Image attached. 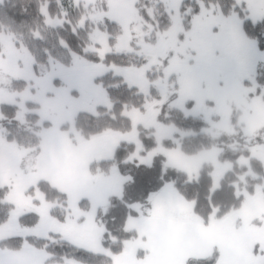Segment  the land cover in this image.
Wrapping results in <instances>:
<instances>
[{
  "label": "rangeland",
  "instance_id": "374dc122",
  "mask_svg": "<svg viewBox=\"0 0 264 264\" xmlns=\"http://www.w3.org/2000/svg\"><path fill=\"white\" fill-rule=\"evenodd\" d=\"M184 1L186 0H180L179 16L175 25H173L172 17L177 16V11L173 7L176 0H79V2L78 0H73L82 10V12L79 11V19L76 21L74 27L76 29L81 28L78 25L83 19V27L84 24H88L90 36L98 33L95 47L100 49L106 43L109 48L113 49L106 54L116 55L124 53L128 55L124 59V62L128 65H122L119 62L120 60L105 58L103 60L105 67L110 68L114 65L116 68L124 70V74L118 75L116 72L109 70L101 75L92 76V72L94 71L92 65L99 64L101 61L94 53H88L86 56L88 59L84 58L87 63H82L75 71L64 74L67 83L59 76H56L52 80L51 87L43 91L41 99L53 101V103L48 105V110L52 117L59 123V133L49 134L43 140V143L41 136H39V153L35 151V143L27 148H20L16 145L17 147L14 150L0 151V182L6 181L3 188L5 192L8 191V185H12L19 191L22 203L26 198L36 197L37 193H39L47 203L53 205V207L47 210V214L63 224L65 218L72 215V209L69 207V193H71L72 198L79 197L76 201V207L78 209L82 212H89L92 208V201L89 199V195L93 197L96 187L100 186L99 184L95 185V182H92L91 186L88 184L85 187L81 185L80 166L84 165L82 168L83 171L85 172L86 169L92 180L98 179V181L102 182L103 190L106 187L108 203L111 197H117L110 195V193L122 191L123 184L128 180L125 179V182L121 184L120 178L127 177H122L118 171L113 173L112 167L105 168L102 171L97 170L92 173L89 170V166L93 162L110 159L113 156L114 144L119 139V135L131 133L133 129L124 132H118V130L106 131L103 134L95 136L97 139L93 143H84L90 141L92 137L79 140L77 136H75V140L77 139L76 143H73L70 138L71 132L68 129H61L63 125H68L70 127L69 129L72 130L74 118L78 113L93 115L91 111L84 110L86 107L91 108L94 106L96 109L106 106L107 99L105 93L95 83V80L107 73L121 76L124 79L127 77V82H131L145 96L143 112L132 111L129 114L132 123L135 120L136 125L153 129V133L156 136V125H163L165 128L171 125L157 121L156 118L160 115L161 110L165 112L174 108L185 115V111L190 112L199 103L201 108L200 115L196 117L189 115V117H200L204 122L205 114H208L209 118L214 122H219L223 119L236 133L231 136L224 134L227 136L225 139L230 144L243 136L246 137L245 142H250L249 136L245 133V128L257 129L254 137L261 135L256 139V142L254 140L255 144L251 148L258 150V156L253 158L264 166V152L259 151L261 147H264V98H262L261 91V88L264 87V60H255L246 49H241L242 58L235 61L226 60V50L235 44V41L232 39V26L228 24L222 26L225 36L224 39L216 38V34L221 32V27L211 26L209 28L205 22H201V25L193 31V16L195 14L193 11L189 13V9L191 8L184 5ZM255 2L258 6L257 10L264 12V4H261L260 0H255ZM60 8L62 10L53 14L47 12L48 18L53 21H63V24L66 25H73L74 23L70 21L67 14L65 15V8L64 10L62 7ZM230 12L224 13V15L228 16ZM104 13H110L115 19H110L108 15H102ZM41 15L45 23V16L42 13ZM122 25L127 26V35H125ZM45 26L56 27L46 23ZM71 29L73 30L72 26ZM260 36L262 42H264V31L261 32ZM118 37H123V40L119 41L121 45L120 51L115 50ZM20 49L21 47L15 46L9 35L0 33V61H6L9 68H24L26 58L19 54ZM52 57L56 63L50 64L49 58H47L37 63L36 66L31 64V72L37 77H43L47 73L61 72L63 67L71 66L73 60L71 55L68 57L61 56V58L56 55ZM91 57L92 59L98 58V61L95 59L92 60ZM253 62L255 63V67L251 75L254 80H259V82L255 80V83L261 87L254 88L252 80L242 78L249 73ZM89 77H92L91 84L86 87L84 97L81 99L79 85L87 84ZM8 79L11 81L10 84L0 83V88L7 89L8 92H23L25 88L29 87V84L35 83L34 81L23 78L13 79L8 77ZM13 82H16L17 86ZM68 84L75 85L71 88L68 97L60 96L57 98V92L53 89L64 88ZM141 89L145 91H141ZM243 89H249V91L245 93ZM30 92L31 95L35 96L37 95L38 88L32 87ZM70 98H75L78 102H74ZM20 99L17 96L15 104L0 103V105L14 107L18 112L20 111L18 108ZM182 99L183 110L176 106L177 102ZM161 100H164L163 104L156 103L153 105V101L159 102ZM146 105H153L151 111ZM24 106L27 109L24 112V118L27 115H36L40 122L41 118L38 110L41 108V104L35 103L32 100H26ZM30 106L33 107L30 108ZM218 108L219 112L214 111ZM233 112L234 117L232 118L231 115ZM232 120H234L233 124L231 122ZM42 123H46L47 126L42 127L40 132L42 129H49L53 126L52 120H44ZM60 133H65L66 137L60 135ZM161 134L165 135L163 130H161ZM172 137L170 139L174 141ZM165 138L167 139L166 135ZM136 139L138 140L137 132ZM6 140L10 144L13 142L7 138ZM124 142L130 143L126 140H119V144ZM132 143L136 149V143ZM99 145H101L100 148L104 152L100 155H91V153H96V149H90L89 147ZM147 153L143 156H146ZM156 158H160L164 165L166 158L163 155H157ZM220 164L223 165L222 163ZM202 165L213 166L214 172L218 171L210 160ZM228 171H224L222 175H225ZM36 173L46 176L47 179L41 178L33 182V177ZM42 182H47L52 189L64 195L66 200L65 206L61 203L59 205L56 198L50 201L46 200L44 193L37 187ZM61 189L64 190L61 191ZM82 193H87L88 195H81ZM154 194L161 196L162 201L161 214L157 220L164 221V223H168L178 229V231L183 232L185 236L182 239H185L192 230H200L198 223L203 222L201 214H194L199 217V222H197L191 219L189 213L181 210L179 207L181 198L188 201L183 193L176 192L170 187L166 191L161 190ZM83 202L84 204L81 205ZM31 203L37 207L40 206L38 199H32ZM133 205H138V208H130L135 213L132 217L136 218L137 223L127 231L133 229L136 230V234L132 240L125 243V247L127 246V255L129 253L137 254L141 251L144 259L147 256V251L143 250L145 249V244H141L143 238L139 235L138 230L141 224L140 218L148 215L151 204L147 200L145 203ZM9 206L11 209L16 205ZM58 207L63 208L64 211L53 210ZM103 210V207L97 208V225L103 224L105 226L106 224L105 220L101 219L98 221L99 219L97 217L98 212H103ZM29 214L35 215L37 217L36 220L32 224H22L18 219L17 223L20 228L31 229L40 220V217L36 213L30 211H25L19 218ZM72 218L75 221V224L72 226L73 236L89 242L94 240L95 233L87 225L86 217L80 216L76 218L75 215H72ZM7 220L0 226H3ZM220 221L227 224V229L229 230H239L238 232L241 236L239 239L240 243L237 244V249L233 250L234 255L237 256L239 261L237 264H264V195L262 193H256L241 208L231 212L227 218ZM221 222L220 224L212 223L203 225V229L207 231L209 228H213L216 231L220 230V232H224L225 230L223 228L225 226ZM9 231L16 232L17 224L10 225ZM48 235H57L61 239L57 232L49 231ZM195 236H197L196 232ZM28 238L38 239L43 237L29 235ZM155 238L157 237L155 236ZM8 239L25 240L22 236L18 235H11L8 238L0 239V262L2 264H41V258L32 252H24L19 256L4 257L2 255L4 250L15 252L20 250L25 243V241H22L20 248L11 249L2 244L3 241ZM169 239L166 232L158 236L160 245H165L167 248L170 244ZM63 241L69 246H73L66 240ZM219 242L224 244V238H220ZM27 243L31 248L41 251L34 244ZM220 243L219 246L222 248L223 246ZM192 244L195 246L193 242ZM172 247L175 252L179 247V242L173 241ZM227 251L228 254L232 252L231 250ZM200 253L202 254L203 252ZM149 254L151 255V253ZM157 254V259L155 256L154 258L152 257L153 260L149 257L150 264H161L160 261H163L162 259L165 258L164 251H158ZM185 256L197 257V254L196 252H188L183 258ZM58 260L61 261L60 258ZM65 260L72 259L65 258ZM65 260L62 263L47 264H64ZM167 260L170 262V258ZM177 262H180V256H177ZM77 264L82 263L77 262ZM125 264L133 263L126 260Z\"/></svg>",
  "mask_w": 264,
  "mask_h": 264
},
{
  "label": "trees",
  "instance_id": "16d2710c",
  "mask_svg": "<svg viewBox=\"0 0 264 264\" xmlns=\"http://www.w3.org/2000/svg\"><path fill=\"white\" fill-rule=\"evenodd\" d=\"M203 2L212 5L218 4L223 13H228L232 11L235 0H203ZM183 4L189 6L195 15L199 12L198 0H186ZM60 7L63 10L65 8L68 18L74 23L73 25L69 24L74 28L76 21L79 19V11L82 12V10L73 0H1L0 33L9 35L15 46L26 48L28 53L35 58L36 63H33L34 66L49 58V53L51 56L56 55L60 58L61 56L68 57L69 51L60 46L61 40L67 42L73 52L88 59L86 57L88 53L86 54L83 51L91 43L88 24H84V27L76 29L75 32H73L70 25L63 23L54 28L45 26L41 8H46L48 13L53 14L62 10ZM237 11L240 10L237 9ZM245 14V12L240 11L242 17ZM243 30L249 38L258 40L260 48L264 50V42H262L260 36L261 32L264 31V23H258L253 26L251 22H247ZM36 32H39L43 39L35 38L33 34ZM126 57L128 55L124 53L116 55L105 54V58L120 60L119 62L122 65L127 66L128 64L124 62ZM95 60L98 61V58ZM255 80L259 82L258 79ZM13 83L17 86L16 82ZM95 83L106 94L107 104L95 109L98 115L78 113L74 118L72 130L69 129L68 125L61 127V129H68L71 132L70 138L73 143H76L77 140H75V136L79 140H85L109 130H118V132L132 130L133 123L129 114L134 109L138 112H143L145 96L137 87L133 85L130 87L123 77L107 73L96 79ZM108 104L111 105V108L107 106ZM125 112L129 114L124 115L123 113ZM16 114L17 110L14 107L0 105V116L5 117L0 119V128L4 129L6 138L15 142L18 147L27 148L35 143V151L39 153L40 141L37 133L40 132L42 127L47 126L46 123L40 124L36 115H27L24 118L25 123L21 124L15 118ZM231 116L232 118L234 117V112ZM156 119L160 123L174 125L177 129L184 132L195 133L194 135L183 137H181L179 132L173 133L172 138L174 141H179V150L184 155H195L203 149L210 148L215 143L217 148L222 150L218 157L220 163L228 162L232 167L225 175H222L219 180V187L212 190L213 180L210 173L214 172V168L210 165H202L199 170L198 181L189 182L186 173L172 168L164 169L160 158L154 157L150 168L144 165L137 167L138 162L136 161L124 163L129 154L136 150L133 143H120L110 159L91 163L89 170L92 173L97 170L102 171L108 167H116L119 175L132 178L122 186L123 200L111 197L107 214L103 210V212H98L97 215L98 221L103 219L106 222L107 232L103 237V247L110 249L114 255L124 252L125 243L132 240L136 234V230L125 231L124 229L129 214L131 216L135 215L126 205L145 203L150 193L160 192L165 185H171L173 190L183 193L188 201H195L193 214H201L203 218L202 225L220 223V220H224L231 212L241 208L256 193L260 192L264 195V166L254 158L250 159L247 165L237 163L241 156L248 158L251 155L248 149L255 144L254 140L256 142V139L261 135L260 133V135L249 139L250 142L248 143L245 142L246 137L243 136L230 144L225 139L227 136L224 134L215 141L210 136L203 134L201 129L208 126L202 118L185 116L177 109L172 108L165 112L161 110L160 115ZM231 122L233 124L234 120ZM135 130L138 133V140L144 147V151L141 152L143 156L156 147V136L153 133V129L141 125H136ZM174 141L170 138H164L161 143L164 148L175 149L177 144ZM233 145L235 146L234 148L232 147ZM242 177L243 179H241ZM37 187L44 193L46 200L50 201L56 198L59 205L61 203L65 206L64 195L52 189L47 182H42ZM4 192V189L0 190V199L3 198ZM83 204L84 202L81 203V205ZM53 210L59 211L63 210V208L58 207ZM9 213L10 206L0 203V225L8 219ZM36 218L35 215L29 214L19 218V221L22 224H32ZM22 241L25 240L8 239L3 241L2 244L14 249L20 248ZM27 242L34 244L38 249L49 254L50 259L47 263H62L65 258H69L82 264H111V260L106 256L95 255L83 249L69 246L57 235H48V238H28ZM217 257V251L213 250L212 254L206 258L190 259L189 264H215ZM59 258L61 261L58 260Z\"/></svg>",
  "mask_w": 264,
  "mask_h": 264
},
{
  "label": "snow or ice",
  "instance_id": "6c2138e0",
  "mask_svg": "<svg viewBox=\"0 0 264 264\" xmlns=\"http://www.w3.org/2000/svg\"><path fill=\"white\" fill-rule=\"evenodd\" d=\"M79 2V0H78ZM261 4H264V0H260ZM199 3V12L193 16V31H195L200 25L201 22H205L209 28L211 26H219L221 27V32L216 34L217 39H224V33H223V25L228 24L231 25L233 28L232 33V39L235 41V44L231 47H229L225 52V59L229 61H235L238 60L241 57V49H246L247 52L250 54L251 57L255 58V60H264V50L260 48V42L255 39H251L248 37L247 33L243 30L244 25L247 22H251L253 26L257 25L258 23H264V12H260L257 10V4L255 0H235V3L233 5V9L230 12L228 16H225L223 11L221 10L220 6L212 5V4H206L203 2V0H198ZM179 6H180V0H176V3L173 7H175L177 11V16L172 17L173 25H175V22L178 19L179 16ZM239 9L240 11L245 12L246 14L241 17L240 11H237ZM192 10L189 9V13H191ZM41 13L45 16V23L50 26H56L57 24L62 25L63 21H53L48 18L46 8H41ZM66 15V13H65ZM102 15H108L110 19H115V17L111 16L110 13H104ZM95 19V18H93ZM83 19L81 20L79 27H83ZM125 35H127V26L122 25ZM76 31V28H73V32ZM171 31V29H170ZM35 38L37 39H43V37L40 35L39 32H36L33 34ZM97 35L98 33L92 34L90 36V40L92 43L88 45L83 51L87 53H94L97 55L101 61L99 64L92 65V68L94 71L92 72V76L95 75H101L104 72H107L109 70H112L116 72L118 75H123L124 70L116 68L114 65L109 67H105L103 64V60L105 58V54L108 52H111L113 49L109 48L106 43H104V46L100 49H97L95 47V44L97 42ZM189 35V34H186ZM118 43L116 45L115 50L120 51L121 45L119 41L123 40V37L117 38ZM60 46L63 48L68 49L69 55L72 56V64L69 67H63L61 72H53V73H47L43 77H37L34 73L31 72V64L36 63L35 58L28 53L27 49L23 46L20 49V55L26 58L25 60V66L23 69H17V68H9L7 66L6 61H0V83L4 84H10V79L8 77H11L13 79H26L34 81V84H29L28 88H25L23 92H8L7 89L0 88V103H9V104H15L16 103V97L19 96L20 103L18 105V108L20 111L16 114V119L21 123L24 124V112L27 111V109L24 106V102L26 100H32L35 103H40L41 108L38 110L40 115V122L42 123L44 120H52V127L49 129H42L40 133H37V135L41 136L42 143L43 140L46 139V137L49 134L53 133H59V123L56 119L52 117V115L49 113L48 105L50 103H53V101H45L41 99L43 96V91L47 90V88L51 87L52 80L55 79L56 76H59L62 80H64L67 83V79L65 77V73H71L77 69V67L82 63H87L85 61L84 57L80 56L78 53L73 52L67 42L61 40ZM47 52V50H45ZM131 51V49H129ZM49 63L53 64L56 63L54 58L49 53ZM147 67V66H146ZM255 63L253 62L251 64L249 73H247L242 78H247L252 80L253 86L255 87H261L255 83V80L253 79L251 72L254 71ZM91 78L89 77V80L87 84H81L79 85L80 88V98L82 99L85 94V89L88 85L91 84ZM125 80L127 82V77H125ZM75 86L72 84H68L67 87L60 88V89H53L57 92V98L60 96L68 97L69 92L71 91V88ZM129 86L131 87L132 84L129 82ZM32 87H37L38 92L37 95L33 96L31 95L30 89ZM254 90V89H253ZM141 91H145L144 89H141ZM245 93L249 91V89H243ZM262 91V98H264V87L261 88ZM106 95V94H105ZM73 99L74 102H78ZM156 103L163 104L164 100H161L159 102L153 101V105ZM153 105H146V107L151 111V108ZM109 108H111V105H107ZM178 107H180L183 110V99L179 102H177ZM86 111H91L93 115H98L96 113L94 106L91 108H85ZM136 110L134 109L133 112ZM219 112V108L214 110ZM201 113L200 104L197 103L195 107L189 112L185 111V116H199ZM124 115H128L129 113L125 112ZM158 114V113H157ZM222 114V113H221ZM5 117L0 116V119H4ZM205 123L208 125V127L202 128L201 132L205 135L210 136L214 141L221 135L227 134V135H234L236 134L231 127H229L225 121L222 119L219 122H214L209 118L208 114H205L204 116ZM148 126V125H146ZM157 127V133H156V147L153 148L151 151L147 153L146 156H142L141 152L144 151L143 144L136 139V121H133V130L131 133H128L126 135H119V139L114 144L113 149V155L115 152V148L119 146V140H126L130 143L135 142L136 143V150L129 154L127 160L124 161V163H129L136 161L137 167L144 165L147 167H152V161L153 158L157 155H163L166 158V161L163 165L164 169L168 168H175L178 171L185 172L188 176L189 182L193 180L199 179V167L209 160L213 163V165L217 168V172L210 173L213 180V188L212 190H215L217 187H219V180L222 178V174L224 171L229 170L232 165L228 162H225L223 165L220 164L218 157L221 154V149L217 148L215 143L212 144L210 148L203 149L201 152L192 155V156H186L179 150V141H174V143L177 144L176 149H165L162 146V139L165 138V135L167 138H171L173 133L179 132L181 137L186 135H194L195 133L191 132H184L180 129H177L174 125H168L166 128L163 125H156ZM161 130L165 133V135L161 134ZM257 132V129H247L245 128L246 135L249 136L251 139L255 136ZM60 135L65 136V133H60ZM97 137L93 136L90 141H86L84 143H93ZM15 142H12L11 144L6 140V134L4 132L3 128H0V151H5L9 149H16ZM235 147L234 145L232 146ZM251 155L248 158H245L241 156L240 160L237 163H240L241 165H247L248 161L252 159L255 156H258V150L256 148H249L248 149ZM260 152H264V147H261ZM113 173H116L118 170L116 167H113L112 169ZM85 173L87 174V170L85 169ZM45 178L46 176H42L40 173H36L33 177V182L35 180ZM125 179L131 180V177L127 178H120V183L123 184L125 182ZM243 179V177L241 178ZM6 181L0 182V190L4 188ZM171 185H165L164 189L162 191H166L169 189ZM64 189H61L63 191ZM81 195H88L87 193H82ZM110 195H115L117 198L123 200L122 191L110 193ZM32 199H38L40 201V206L37 207L31 203ZM79 199V197L72 198L71 193H69V207L72 209V215H75L76 218H79L80 216L86 217V223L91 227V229L95 233V238L91 242L86 240L77 239L73 236L72 233V226L75 224V221L72 218V215H69L65 218V222L63 224L59 223L58 221L54 220L52 217H50L47 214V210L53 205L47 203L43 196H41L39 193H37L36 197H28L26 200L21 202L19 191L13 187L12 185H8V191L4 192L3 198L0 199V203H5L8 205H16L14 208L10 209V214L7 222L0 226V239L8 238L11 235H18L22 236L25 239V243L23 247L15 252H9L7 250H4L2 255L4 257L8 256H19L22 255L24 252H32L35 255L39 256L41 258V264H47V261L50 259V256L48 253L44 251H37L27 243V237L29 235L36 236V237H44L48 238V232L53 231L57 232L61 239L66 240L68 243L72 244L73 246L77 248H82L87 252H90L95 255H104L111 259V264H122V257L127 255V246L125 247V251L120 253L119 255H114L110 249H105L103 247L102 241L104 234L107 232V228L103 224L97 225L96 223V211L98 207H103L104 213L107 214L108 211V199L105 197L102 201H97L92 196L89 195V199L92 201V208L89 212H82L80 209L76 207V201ZM148 201L151 204V208L149 209L148 215L146 217H141L140 222L147 226L153 224L160 216L161 210H162V201L161 196L155 195L150 193L148 196ZM126 207L129 208H138V205H126ZM179 207L181 210L189 213L191 215V219L199 222V217L195 216L193 214L194 207H195V201L188 202L181 198ZM25 211H30L36 213L40 220L38 223L31 229L28 228H20L18 225V219L21 215L25 213ZM137 223L136 218L132 217L131 214H129L126 225H125V231L129 230L130 227L135 225ZM17 224V231L16 232H10L9 226ZM198 227L201 231H204L202 223H198ZM145 233L141 232V235H144ZM110 235V233H109ZM203 257H195V256H185L181 261L180 264H189V260H195V259H202ZM2 264V262H0ZM64 264H77L75 260H65ZM135 264H150L149 258L145 257L143 260L135 261ZM218 264H222V262L218 261Z\"/></svg>",
  "mask_w": 264,
  "mask_h": 264
},
{
  "label": "crops",
  "instance_id": "0c3cea01",
  "mask_svg": "<svg viewBox=\"0 0 264 264\" xmlns=\"http://www.w3.org/2000/svg\"><path fill=\"white\" fill-rule=\"evenodd\" d=\"M101 145L99 146H93V147H89L90 149H96V153H91V155H100L102 154L104 151L100 148ZM88 148V149H89ZM109 149V148H108ZM83 166H80V173H81V185L82 186H86L88 185H92V182H95V185L99 184V187H96V191L94 193L93 198L96 199L97 201H101L103 200L106 196H107V191H106V187H104V190L102 188V182L98 181V179L96 180H92L90 178L89 173H85L83 171ZM226 222V221H224ZM222 223V222H221ZM220 224V223H219ZM224 224V232H220L216 231L213 228H209L207 231H200V230H192L186 237L185 239H182L184 233L180 232V230L178 231V229H176L174 226L169 225L168 223H164V221H160V220H156L153 224L151 225H143L142 223L139 225V235L142 236L143 240H141V244H145V251H147V256L146 257H152L154 258V256L158 257L157 252L163 250L164 251V259H162L163 261H160L161 264H180V262H177V256H180V261L182 260L183 256L190 252H196L197 257H203L206 258L208 256H210L213 252V250H216L218 253V257L216 260L215 264H218V261L222 262V264H237L238 258L236 255H234L233 250L237 249L238 247V243H240L239 239H240V234H239V230H229L227 229V224ZM221 224V225H222ZM210 226V225H209ZM208 226V227H209ZM207 227V226H206ZM205 227V228H206ZM141 232L145 233L144 235H141ZM166 232V234L169 236V240H170V244L167 248V246H162L160 245V243L158 242V236L162 235ZM195 232L197 233V236H195ZM155 236L157 238H155ZM189 240H188V239ZM220 238H224V244H221L219 242ZM178 239V240H177ZM174 242H179V247L178 249L173 250L172 247V243ZM192 242L195 244V246H193ZM219 243L223 246L222 248L219 246ZM180 250V253H179ZM227 250H231V254H228ZM200 252H203L202 254ZM151 253V255L149 254ZM139 254H141V256H139ZM174 254H175V258H174ZM180 254V255H179ZM143 253L140 251L137 254H131L129 253V255H125L123 256L122 259V264H125V261L128 260L129 262L135 264V261L138 260H142L143 259ZM170 258V262L167 260ZM173 258H174V262H173ZM145 259V258H144Z\"/></svg>",
  "mask_w": 264,
  "mask_h": 264
}]
</instances>
